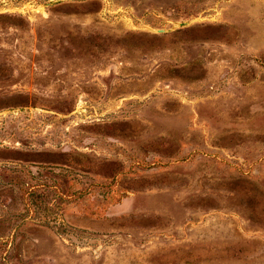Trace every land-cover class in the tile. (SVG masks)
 <instances>
[{"label":"rangeland","instance_id":"rangeland-1","mask_svg":"<svg viewBox=\"0 0 264 264\" xmlns=\"http://www.w3.org/2000/svg\"><path fill=\"white\" fill-rule=\"evenodd\" d=\"M0 264H264V0H0Z\"/></svg>","mask_w":264,"mask_h":264},{"label":"water","instance_id":"water-1","mask_svg":"<svg viewBox=\"0 0 264 264\" xmlns=\"http://www.w3.org/2000/svg\"><path fill=\"white\" fill-rule=\"evenodd\" d=\"M189 22H184V23H180V25H186L188 24ZM172 29H168V30H165V29H160L158 30V32H164V31H171Z\"/></svg>","mask_w":264,"mask_h":264}]
</instances>
